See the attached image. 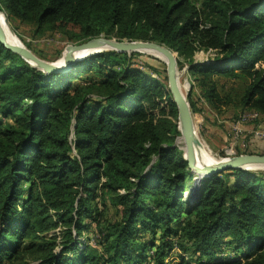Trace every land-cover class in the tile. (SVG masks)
<instances>
[{
  "label": "trees",
  "instance_id": "16d2710c",
  "mask_svg": "<svg viewBox=\"0 0 264 264\" xmlns=\"http://www.w3.org/2000/svg\"><path fill=\"white\" fill-rule=\"evenodd\" d=\"M0 10L76 44H165L194 82L193 112L196 89L219 113L264 116V0H0ZM142 54L103 50L46 73L0 41V264H264V171H224L187 195L195 175L176 144L177 106L167 76L135 62ZM224 77L243 79L237 98Z\"/></svg>",
  "mask_w": 264,
  "mask_h": 264
},
{
  "label": "water",
  "instance_id": "95a60500",
  "mask_svg": "<svg viewBox=\"0 0 264 264\" xmlns=\"http://www.w3.org/2000/svg\"><path fill=\"white\" fill-rule=\"evenodd\" d=\"M1 14L5 15V12L0 10L1 43L12 51L20 54L30 65L46 73H67L78 61L90 54L103 50H116L118 52L128 53L149 52L163 57L167 64L169 88L178 110L179 129L181 131L178 143L182 141L183 147L178 145L184 150V158L187 160L191 172L195 175V186L198 185L202 179L211 178L215 174L224 171L237 169L254 170V168L248 165L254 162L264 164V154L245 153L209 161L198 153V148L201 147V144L190 102L179 81L178 57L177 54L165 44L154 41L118 40L116 38H108L101 35L80 44H69L61 59L62 61L50 62L40 58L23 43H15L9 40L3 22L1 21ZM6 21L8 23L7 18ZM192 190L193 188L190 191Z\"/></svg>",
  "mask_w": 264,
  "mask_h": 264
},
{
  "label": "rangeland",
  "instance_id": "374dc122",
  "mask_svg": "<svg viewBox=\"0 0 264 264\" xmlns=\"http://www.w3.org/2000/svg\"><path fill=\"white\" fill-rule=\"evenodd\" d=\"M5 12V11H4ZM5 16L8 19V23L13 31V33L19 38L21 43H23L26 47L31 49L36 55L40 58L45 59L50 62H57L63 58L66 47L73 42H69L67 38L59 33L55 32H46L42 35H36L34 32V27L28 23H22L15 19H9L8 14L5 12ZM215 53L213 51H208L206 53H200L198 55V60H207L209 57H213ZM135 62L138 65H151L154 68L158 69L162 75L167 76V64L163 57L144 52V54L139 55L135 58ZM179 66V81L181 87L188 98L189 93L192 90L193 81L188 73L187 66L182 67ZM157 73L155 72L154 75ZM223 83L225 84L226 90L224 93L227 94L228 91H233L231 93L233 98H237L242 93V87L244 84L243 79L238 80L233 83L228 78L224 77ZM234 86V87H233ZM233 87V88H232ZM194 100L197 105V109L193 113L196 130L198 133L199 141L201 144V150L205 152L208 156H211L214 160H219L221 158H225L226 150H229L231 146L234 147V150H240L238 148L239 145H243L242 139L235 141L229 139V125L228 121L237 117L241 114V112H254L257 113L258 122L255 124L259 126H264V116L255 112L253 110L243 111L242 108H238L236 106H228L223 107L221 113L209 108L208 105L205 104L203 99H200L199 92L194 89ZM180 137V136H179ZM179 137L176 141V144H180ZM247 142L245 148H241L245 154V151H249L248 153L253 154H264V139L256 140L250 133L246 135ZM259 142V143H257ZM240 147V146H239ZM225 153V155H224ZM254 170H262L264 168H256ZM195 176L192 180L189 181V184L192 186L193 190L199 189L200 185L203 183L204 179H202L198 185L195 186ZM190 189L187 191V195L191 193ZM109 209L105 213V217L107 219L114 221L119 214V209L113 205H109ZM90 232V236H93ZM85 236L84 238H86Z\"/></svg>",
  "mask_w": 264,
  "mask_h": 264
},
{
  "label": "built area",
  "instance_id": "2783aa9c",
  "mask_svg": "<svg viewBox=\"0 0 264 264\" xmlns=\"http://www.w3.org/2000/svg\"><path fill=\"white\" fill-rule=\"evenodd\" d=\"M257 113L246 112L240 114L236 119L228 121L229 125V139L234 140V143L240 139L243 141V145H239L238 148H245L247 137L246 135L250 133L256 140L264 139V126L256 125L255 123L258 120ZM238 155L237 151L234 150V147L231 146L229 150H226V156ZM176 256H172L171 259L175 260ZM173 260V261H174Z\"/></svg>",
  "mask_w": 264,
  "mask_h": 264
},
{
  "label": "bare ground",
  "instance_id": "6f19581e",
  "mask_svg": "<svg viewBox=\"0 0 264 264\" xmlns=\"http://www.w3.org/2000/svg\"><path fill=\"white\" fill-rule=\"evenodd\" d=\"M1 21L3 22L4 28H5V31H6V33H7V36H8V38H9V40H11V41H13V42H15V43H21V41L19 40V38L13 33V31H12V29H11L9 23H7V21H6V16H5V15H2V14H1ZM60 61H62V60H60ZM179 145H180L181 147H183V142L180 141V144H179ZM198 153H199L200 155H202L203 157L207 158L209 161H213V160H214L211 156H208L205 152H203V151L201 150V147L198 148ZM248 166L251 167V168H254V169H256V168H258V169H259V168H264V164L259 163V162L251 163V164L248 165Z\"/></svg>",
  "mask_w": 264,
  "mask_h": 264
},
{
  "label": "crops",
  "instance_id": "0c3cea01",
  "mask_svg": "<svg viewBox=\"0 0 264 264\" xmlns=\"http://www.w3.org/2000/svg\"><path fill=\"white\" fill-rule=\"evenodd\" d=\"M258 140V139H257ZM257 143H259V142H257Z\"/></svg>",
  "mask_w": 264,
  "mask_h": 264
}]
</instances>
